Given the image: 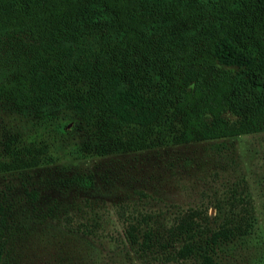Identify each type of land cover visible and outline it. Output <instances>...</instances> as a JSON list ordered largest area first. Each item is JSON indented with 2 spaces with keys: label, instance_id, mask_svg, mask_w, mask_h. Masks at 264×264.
I'll list each match as a JSON object with an SVG mask.
<instances>
[{
  "label": "trees",
  "instance_id": "trees-1",
  "mask_svg": "<svg viewBox=\"0 0 264 264\" xmlns=\"http://www.w3.org/2000/svg\"><path fill=\"white\" fill-rule=\"evenodd\" d=\"M66 110L100 156L264 131V0H0V113L48 126ZM0 147L1 174L53 160L48 142L3 125ZM75 182L89 188L94 178ZM6 194L0 264L17 234ZM240 200L219 222L196 208L170 220L122 212L124 248L106 260L217 264L222 244L254 229V210ZM75 232L95 226L80 221Z\"/></svg>",
  "mask_w": 264,
  "mask_h": 264
},
{
  "label": "rangeland",
  "instance_id": "rangeland-1",
  "mask_svg": "<svg viewBox=\"0 0 264 264\" xmlns=\"http://www.w3.org/2000/svg\"><path fill=\"white\" fill-rule=\"evenodd\" d=\"M79 122L71 110L48 126L0 113V129L48 142L53 157L33 170L0 173V190L7 192L17 227L7 264H108L105 255L124 248L120 234L129 220L122 212H164L170 220L175 211L196 208L219 222L230 203L244 205L239 199L252 206L254 229L222 244L217 264H264V131L100 156ZM90 174L93 186L75 182ZM31 190L38 192L36 199L28 196ZM80 221L95 232L76 233Z\"/></svg>",
  "mask_w": 264,
  "mask_h": 264
}]
</instances>
